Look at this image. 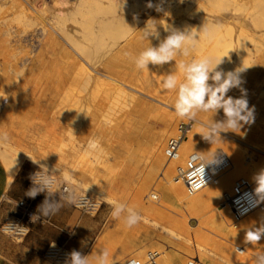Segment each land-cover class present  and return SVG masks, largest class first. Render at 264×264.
<instances>
[{"label":"rangeland","instance_id":"374dc122","mask_svg":"<svg viewBox=\"0 0 264 264\" xmlns=\"http://www.w3.org/2000/svg\"><path fill=\"white\" fill-rule=\"evenodd\" d=\"M152 1L151 3L154 6L159 5V7L162 8L163 10L161 9L160 11H157L156 7L153 8L147 7L149 0H139V1L130 0L128 2V5L126 4V10L124 11V14L127 13L126 25H128L132 29L128 27L127 32L125 31V33H123L125 36L128 34V32L132 34L130 35L132 37L143 35L149 21L153 19L155 16H159V20L161 19L164 20L165 18L168 24L175 25L176 15L172 11H170V8L171 9L175 8L179 0H172V1L152 0ZM216 1L217 0H209V2L207 3V1L203 2L202 0H196V1L194 0L193 1L194 4L190 3V5L191 6L195 5L196 7L203 6L207 11L209 10L216 12L222 8L218 2L216 3ZM46 2H44V0H4V1L0 0V36L2 35L1 39L5 40L4 44L6 43L2 49H3V53L7 51V48L8 51L12 50V52L7 51L6 52L7 54L6 53L3 54L2 50L0 52L1 53L0 84L2 82L4 83L5 88L7 89L5 91L7 92H10L8 91L9 88L12 90L11 92H15L16 90H19L18 94L15 97L16 101H13V103H11V97L10 96L6 97L5 93H4L5 95L1 96L0 125L2 126H0V132H4L8 134L9 143L0 146V165H2V167L8 171V169L11 167L14 161L15 160L17 161V159L21 157L23 159L22 164L24 163L30 164L34 172L42 171L39 165L34 164L32 162V159L30 158L26 159L28 154H32L33 158L40 159V165L45 164L49 168L50 175L56 177L59 183V190L56 191L57 193H59L60 191L61 184H65L67 186H70L71 184L79 185L78 191L80 195L88 196L92 199L91 201L94 202L96 206L94 210L90 212L84 211L78 204H73L74 208L77 210V213L81 214V216L83 217V222H82V226L79 225L78 228L75 229V232L72 236L74 238L73 241L67 242L65 244V246L69 249L70 252L75 249L80 251L83 255H91L92 253L95 254L99 250L107 249L110 254V260L112 261V264H122V263H117L116 259L112 257L113 255L118 253V251H121L124 248L123 244L117 240L116 235L121 231L122 228L124 229L126 228L122 219L119 220L114 219L111 216L112 209L109 202L116 201L120 203H125L129 207L134 208L136 211L140 213L143 219L142 222L137 225V227L139 228V233H144L143 237L145 240L152 239V241L150 242L152 243V245H149L147 248L140 247L139 249H137V251L133 253V255L137 257H143L144 252L147 251L148 249L157 250L159 253L160 264H174L171 256L167 252L161 251V248L163 247L161 243L178 246V248H176V251L180 250V244L182 243V242L180 243L179 239L176 236H171L169 233H167L164 230V226L168 222L169 217L171 216L175 217L177 215L176 217L179 218V217H183L182 213L184 214L186 213L187 215L183 214L185 216L184 219H181L179 222L183 223L187 220V222L190 225V231H189L190 236L194 235L195 238H197L196 241H198V238H200L196 234V226L198 225V223H200L201 221L208 223V220L214 215H219L221 219L223 218L221 213H219V211L216 209L218 206L216 204L215 206H213V208L199 215L196 221V218L195 219L192 218V217H196V215H194L191 211L186 210L187 208H185L184 204L177 202L176 200H170L169 198H166L167 201L172 202L171 205H169V207L172 210H174L175 208V210L174 211L171 210L172 211L171 212L170 210L165 209L166 206L157 203L158 202L157 199L156 200L151 199L149 196L150 192L154 190L158 194L164 193L165 191L164 181H163L164 179L163 177L165 176L164 174L169 170H173V173L175 175L176 167L178 165H183V163H185V159L191 152L208 153L210 151L216 154V158L225 157L226 159L224 167L222 168V170H220V173L222 175L219 184L215 188L217 189L221 185L220 188L221 191H223L227 187V183L226 184L224 183L222 185V178L228 179V177L231 174H234L233 181H236L237 179L242 177L238 173H242L248 170L249 168L252 169L250 171L252 172V174L253 173L257 174V171L255 169L256 167H258V165L256 164L257 158L260 159V163L262 162L261 163L263 164L262 167H264V151H263L264 145L260 144L261 143L260 140L256 141V139L255 140L251 139L250 138L251 133H248L246 131L244 132V130L245 129L247 130V128L250 127L252 123L244 125L238 131H228V133H230L231 135H227L222 132L221 133L222 135L220 134V136L225 135L226 138L225 139L220 138L219 141L214 144H211L205 141L204 139H202L201 135L199 133H196L199 131V129L191 126V129L187 133L186 138L182 141L180 145L178 157L167 161L166 156L164 154L166 141L170 136L177 133L178 125L183 121H187V119H180L179 117L175 119V116L173 117L169 115L168 110L165 108L166 106L164 104L152 98L150 93H146L148 95L145 94L139 95V97L142 98L144 102H146V105L142 106L140 111L134 112V114L118 109V112L116 113V116L118 118V127L114 130L111 129L109 126H105L104 129L100 130L102 144L99 147H97V149H90L87 146L88 144L85 138L86 136H88V134L92 135L94 133V129L98 124L97 122H99L101 118V113H98L95 107L89 106V103H87L88 102L87 98L90 97L85 96L84 89L80 88L77 91V93L71 95V92H69L71 91L69 89L71 88V86L68 80L69 77L66 76L67 74L65 75V77L62 78V80H59L57 83L55 82L56 85H53L55 83L52 82L51 80L50 83V81H48V79L50 78L48 76L49 73L48 64L46 65L44 64L45 66L44 65L40 66L41 64L39 65L38 64L39 62L37 61L40 55H44V57H48L49 55L45 47L43 48L44 46L43 41H45L44 38L46 36L50 35L52 36V38L54 37L53 40L55 42L52 41L54 42L52 44L54 45L55 56L63 57L65 54H63L62 52L63 51L62 48L66 44H68L67 42L70 41L72 43H76V45H79L81 42L86 43V41L88 40L87 34L89 32L91 33L93 32L92 31L93 27L97 31L96 32L94 30L96 32V35L100 34L97 35L96 38H98L99 36L100 40H102L103 37H105L104 36L105 30L101 29V26L97 27L95 22H91L92 19L90 20V22L88 21V18H86V16L87 15L90 16L92 14V11L91 10L87 11L86 10L87 8L86 9L82 8V11H79L78 8H76L75 10L69 8L68 5H65L64 1L61 2L62 7L57 6L59 3L53 4L51 2L53 5H50L49 4L50 2H47L46 5ZM65 2L68 1L65 0ZM213 3L215 4V6L218 5L216 8H214V10L213 7L215 6ZM254 5L258 10L257 9L253 10L251 5L245 6L246 8L243 7L245 8L244 14H246L245 13L246 9L249 12L248 13L246 11L248 13V18H247V25L245 28L248 30L253 28L251 23L248 22L256 18L257 16L255 15L259 14V16H262L260 17L261 20H264L263 19L264 9L262 10L261 9L262 7L258 8L259 6L257 4H252V6ZM49 6L52 7V10ZM133 6L134 7L136 6V8H134L135 10L133 9ZM131 7L133 10L131 9ZM247 7L250 8L248 9ZM33 8L35 9V11L36 9L37 11L39 10L38 15ZM84 9L87 11L86 13L85 11H83ZM130 9L132 11H129ZM195 9L196 8H194V6H192L191 9L187 7L188 11ZM40 11L43 12L41 13ZM109 11L111 12V9ZM258 11L260 13H257ZM39 12L41 15L39 14ZM56 12L57 15L55 17ZM32 13H34L36 16L34 14L32 15ZM58 13L59 14L61 13V16ZM170 13L173 14L170 15ZM252 15H254L255 17ZM49 16L50 17L54 16V18L53 17L50 18ZM150 16H153V18H149ZM33 18L36 20V22H34ZM91 18H93L92 15ZM141 20L143 21L141 22ZM159 22L160 21H157L156 25H154V34L156 33L158 34L161 30L160 29L161 22L160 23ZM208 23L209 22H207V24L204 23L205 25L203 26L202 24L201 25L199 24L200 26L189 25L188 27L186 26L187 29L185 27L183 30L190 29L191 32L196 31L197 35L198 34L201 35L202 28H208L211 26L210 23L209 25ZM149 26L151 27L153 26V24H149ZM211 27H210V31H211ZM42 28L46 30L45 34L42 33L44 32V30L43 31L41 30ZM99 29L103 30L102 33H100L101 30ZM190 31L188 34L191 33ZM214 31L215 30L212 29V32ZM93 34L95 33L93 32ZM123 34L117 35L116 36L117 39L115 38V40L116 41L120 39L123 40V38L125 37L123 36ZM148 36L149 38H155V37H151L150 35ZM118 37H120V39ZM72 38L74 39V42ZM8 43L10 44L13 43V44L7 46L9 45ZM20 45L22 47H19ZM13 48L15 49L13 50ZM8 53H10L9 57L7 56ZM125 53L128 54L127 51H124V53H121L119 56L122 58L125 56L124 58H126L128 55L126 56ZM2 54L4 58L2 57ZM263 54H264V50H263ZM204 55L210 57L207 53H205V51H202L199 53L195 52L191 54L189 57L182 56L180 57L179 61L188 62L193 58L204 57ZM258 58L259 56H255L253 58L254 59L253 62H255L256 59L258 60L257 62H259L260 59ZM77 60H79V57L77 58ZM221 60L222 63L218 66V68H226L228 64L227 59L221 58ZM250 60L249 62L247 61V67L245 68V71L251 70L252 68V66L250 65L251 64L250 62L252 61ZM103 61L102 63L105 62ZM12 62H14L13 64L15 65H13ZM29 66L31 69H29ZM100 67L101 66H99V68L96 69L100 70L101 69ZM20 69H22V71ZM42 69L44 70L43 74L45 76L43 77V79H41L42 80L41 83L40 82L41 80L38 79L40 76V75L38 76V74L40 72H43ZM19 70L22 73V74L19 73L20 76L18 74V72H20ZM15 71L18 72L16 73ZM26 73H29L30 76L27 77L29 74ZM46 74L48 76V79L46 77ZM32 80L34 82H32ZM4 81L8 84H5ZM46 81L47 83L45 85ZM209 82L212 81L210 80ZM249 86L251 88L253 87V85H249ZM19 93L21 94L23 93L22 96H20ZM241 95L242 94L233 96V98H239ZM4 96L9 99V103L3 102ZM246 96L249 103V107L250 108L254 107L255 109V104L257 103V100L261 99L260 97L262 98L264 97V90L259 93L256 91L255 93L254 91L253 93H246ZM19 104L21 107L19 106ZM6 106H9L7 107L8 109L6 108ZM16 108H17V112L14 113L15 112L14 110H16ZM7 110H9L10 113ZM259 113H260L259 115L254 116L255 121L254 124H252L253 126H256L255 130L258 129L261 130L260 127H257L256 125L257 123L264 127V106L261 109H259ZM3 114L5 115V117ZM222 119H224V114L222 110H220L218 113H212V112L198 113L197 116V121H199L201 126L207 125V123L210 121L216 122L217 120H222ZM194 123L195 121H191V125ZM262 130L264 131V128ZM121 131L124 132V136L123 138L120 139L119 132ZM44 133H46L47 135ZM42 135L47 137L44 144L37 142L38 140L40 141V137ZM58 137H60L61 140L63 141L61 145H59V143L57 144ZM82 141L86 144V146L85 145L82 146L83 144ZM257 144L259 145L258 147H253V145H257ZM40 146H43L46 152H43L42 150L43 148L40 150L41 148ZM59 153L62 154L60 155ZM76 158H79L78 162L80 164L79 163L75 164L73 159ZM71 161H73V163ZM83 161L86 164L83 163ZM77 164H79V166H77ZM87 164L90 165L91 169ZM55 165L57 166V168ZM74 166L77 167L75 168ZM115 166H117V168H114ZM90 171L92 174L90 173ZM90 174L91 175L95 174L94 175L95 178L94 177L92 178ZM150 174L152 175L151 180L147 181V176ZM244 178L246 177L244 176ZM97 184L99 185L101 184L100 186L98 185L99 188L95 187ZM104 185L106 186L104 187ZM186 190L188 191V189ZM221 191H217V192H221ZM221 201H222V194L217 198V203H221ZM14 206L16 210L15 212L10 213L8 215L7 217L8 220H12L20 215V211L16 207V202H14ZM179 211H181V213ZM174 213L177 214L173 215ZM230 213H231V209H230ZM180 214L181 216H179ZM232 215L233 213L231 214V217L234 216ZM235 220H236L235 217H233L232 220L231 219L228 220L230 221L229 222L230 226L233 225L234 223L239 222L238 220L236 221ZM180 226H182V224ZM210 227L211 226L209 225V227H207V229H205V231L202 232V235L207 236L206 234L208 231V235L210 237V234L212 233L211 238L214 240L213 243L211 244L212 246L211 245H206V246L209 247L210 251L212 252L215 250L214 252L217 253V255L213 252L214 256L216 255V257L218 258L219 256L218 254H220L221 252L223 254L224 253L223 251L226 250L225 255L223 254V256L226 258L227 264H231L230 262L233 263L232 259H235L234 262L236 263L238 261L239 264H244L247 257L248 259L252 258L251 255L249 257L250 253L248 252V251H252L249 249L250 246L252 249V245H250L246 241H245L246 243L244 242L245 243L244 244L240 240H236L234 238L228 237L225 233L223 234L222 232H220L219 230L213 227H211L212 228L211 230ZM184 231L185 230H182V232ZM221 233L223 235H221ZM5 234L8 235L10 238H12L14 241H22L24 239V238L13 237L8 233ZM125 237L126 238L129 237V235H126ZM216 237L218 239H216ZM81 238L82 241H80ZM226 238L228 240H226ZM229 238L233 239L234 241L231 239L229 240ZM262 239H264V237H262L261 240ZM220 240L221 242H219ZM223 240L226 241V244H228V248L227 246H225L226 244H224L225 242H223ZM237 241L239 244L236 243ZM241 242L243 243L245 248L249 245L248 246L249 248L247 247L249 250H246V253H243V256H241L240 253H238L235 250V246L242 245ZM51 245H56V243H51ZM230 245L233 246L232 249L234 250L231 251ZM184 249L187 250L186 248ZM196 251L193 248H191L190 251L188 250V253H185L187 259L190 257L189 256L190 254L191 256L198 255L205 264H220L221 262V260L217 259L216 257L214 258L212 257V259L209 258L211 257L212 254L209 257L208 256L205 257L203 256L202 252H199L198 250L196 253ZM246 254L248 255L245 256ZM41 257H42V262H44V264H55L52 261L45 259L43 256ZM236 257H237V261H236ZM215 258L219 260L218 261L219 263L215 261L216 260ZM252 260L255 263L254 257L252 258Z\"/></svg>","mask_w":264,"mask_h":264},{"label":"bare ground","instance_id":"6f19581e","mask_svg":"<svg viewBox=\"0 0 264 264\" xmlns=\"http://www.w3.org/2000/svg\"><path fill=\"white\" fill-rule=\"evenodd\" d=\"M46 1L44 0V2H46ZM50 1H47V2H50ZM62 1H64L65 5H68L69 8H71L73 10H75L76 8H78L79 11H82V8H85V9L87 8L86 9L87 11L91 10L92 14L91 13H89V14L92 15L94 20H93V18H91V15L90 16L87 15L88 17L86 16V18H88V21L90 22V20L92 19L93 21L91 20V22H95L97 27L101 26V29L105 30L104 31L105 34L103 33L105 37L102 36L103 37L102 40H100L99 36H98V38H96V36L100 35V34L96 35L97 31L93 27L92 31L95 34H93V32L91 33V32L88 31L89 32L87 34V39L88 40L87 41L85 40L86 43H82L81 42L79 45H76V43H72L70 41L67 42L68 44H66V45L64 44L65 45L64 47L62 46L63 47L62 48V50H63L62 52H63V54H65L63 57H56L55 56L54 45L52 44V43L55 42L53 40L54 37L52 38V36H50V35L46 36L44 38L45 41H43L44 42L43 48L45 47V49L48 51L49 55H48V57H44V55H40L39 58H38V61H37V62H39L38 63L39 65L41 64L40 66H42L44 64L45 65L48 64L49 73H50V75L48 73V76L50 77L49 79H48V76L46 74V77H47L48 81L51 80L52 82H54V83L56 82L57 83L59 80H62V78L65 77V75L67 74L66 76L69 77L68 80H69V84L71 86V88H69L71 90V91H69V92H71V95L74 94V93H77V91L80 88L84 89L85 96L86 97L87 96L90 97V98H87V100H88L87 103H89V106L90 107L91 106L95 107L97 109L96 111L98 113H101V118H100L99 122H97L98 124L96 125V128H95L96 131L94 129V133L92 135L88 134V136H86V138H85L87 140V144H89L90 141H95L98 144V147H99L102 144V139H101V136H100V130L104 129L105 126H109L111 129H114V130L118 127V118L116 116V113L118 112V109L126 111V112H129V113H132V114H134V112L140 111L142 106L146 105V102H144V100H142V98L139 97L140 94L148 95L146 93H150L152 98L156 99L157 101L161 102L162 104H164L166 106L165 108L168 110L169 115H171L173 117L175 116V119L178 118L176 116L173 108H172V105L174 104V101H175L176 94H175L174 91L163 90V88L161 86L162 85L161 82H162L164 76H166L168 74H176L179 79H182V75L179 73V68H178V63L180 62L179 59H180V57L183 56L180 53V51H178L177 57H176V59L174 61H172L170 63H167V64H164L162 66L149 64L147 69H144V70L141 71V70H138L136 68L135 63H134V58L142 50H144L147 47H158L159 43L162 40L166 39L167 35L170 34V29H172V28H176L179 31H185L189 25L190 26L191 25L194 26V25H199V24L201 25L202 24V26H203V25L207 24V22H209L210 25L212 26V27L210 26L211 27V31H210V27L207 26L209 28L207 36H202V34L201 35L198 34L199 36L198 35L196 36L197 45H196V48L194 50H192L191 54H193L195 52L199 53V52L205 51V53H207L214 60H217V59H220V58H226L227 62H228L227 67L226 68H218L217 67L216 70H218V71H223V72L227 73V72H230V71H235L236 69H243V71L240 72V78L242 80L241 87L240 88L231 89L227 93L228 96L233 97V96L242 94L241 89H243L246 93H253V91H254V93H255V91L259 93V92H262L264 90V54H263V50H264V20H261L260 17H262V16H259V14L255 15L258 18L256 17V18L252 19L250 22H248V23H251V25L253 27V28L248 30V29L245 28L246 25H247V18H248V13H249L247 11V9L245 10L246 14H244V9L246 8L245 6L251 5L253 10L257 9L255 7V5L252 6V4H257L259 6L258 8L262 7L261 9L263 10L264 9L263 8L264 7V0H217L216 3L218 2L219 5L222 8L220 9L221 11L218 10L216 12L209 11V10L207 11V10H205V8L203 6H197L196 7L195 5H192V6H194V8H196L195 10L188 11L187 7L189 9H191L192 6L190 5V3H193L194 0H179L177 2V6L175 8H172V9L170 8V11H172L176 15L175 16L176 17L175 25L174 24H168L164 17H163L164 20H162V19L159 20V16H155L154 18H153V16L149 17V18H153L150 21L148 20L149 24L156 25L157 21L161 22V23L159 22L160 23V27H161L160 28L161 29L160 32L158 34L156 33V34H151L150 35L151 37H155V38H149V36L144 37L143 35H138V36L132 37V36H130V35H132V34H130V32H128V34L126 36L123 34V33H125V31L127 32L128 27H129L128 25H126L127 13L124 14V11L126 10V4L128 5V2L130 0H70V1L67 0L68 2H65V0H52L51 2L53 4H58L59 3L57 6H61V2ZM202 1L203 2L207 1V3L209 2V0H205V1L202 0ZM47 2H46V5H47ZM51 2L49 4L53 5ZM164 5H165V3H164ZM186 5H187V7H186ZM214 6H215V4H214ZM217 6L213 7V10ZM49 7L52 10V7L51 6H49ZM243 7H245V8H243ZM134 8H136V6L135 7L133 6V9ZM85 9L83 11H85V13H86L87 11ZM110 9H111V12L109 11ZM131 9H132V7H131ZM131 9L129 11L133 10V9L132 10ZM160 9H162V8H160ZM34 11H35V9H34ZM38 11H37V9L35 11V12H37V15H38ZM54 11H55V9H54ZM259 11L257 13H260ZM40 12L42 13L43 11H40ZM40 12H39V14H40ZM77 13H78V11H77ZM137 13H135V14H137ZM173 13H170V15L173 14ZM33 14L34 13H32V15ZM263 14H261V15H263ZM56 15H57V12L55 14V17H56ZM59 15L61 16V13ZM252 16H254V15H252ZM28 17H29V14H28ZM51 17L54 18V16H51ZM57 20H58V18H57ZM143 20H141V22ZM138 21H140V20H138ZM138 21H137V23H138ZM34 22H36L35 19H34ZM209 23H208V25H209ZM90 24H92V23H90ZM93 25H94V23H93ZM185 27H186V29L183 30ZM59 28H61V27H59ZM129 28H131V27H129ZM189 28H192V27H189ZM101 29H99V30H101ZM212 29L215 30V31L212 32ZM41 30L42 31L44 30V32H42V33L45 34L46 30L43 29V28ZM103 30H101L100 33H102ZM188 30L190 31V29H188ZM188 30H186V31H188ZM196 30H198V29H196ZM131 31H133V30H131ZM134 31H135V29H134ZM189 31L186 32V33H189ZM122 34H123V36H125L124 38L122 37L123 40H121L120 37H118L120 40L116 41L115 40V38L117 39L116 36L117 35H122ZM156 35H158V36H156ZM1 36H0V52L2 50V53H3V49L2 48L5 46L6 43L4 44L5 40L1 39ZM2 38H4V37H2ZM52 41H54V42H52ZM73 42H74V39H73ZM8 44L9 45H7V46H10L13 43L12 44L8 43ZM19 47H22V46L20 45ZM14 49L15 48H13V50ZM7 51H8V48H7ZM10 51L12 52V50H9L8 52H10ZM124 51L128 52V54L125 53L126 56L128 55L126 58H124L125 56L123 58L119 56L121 53H124ZM6 52H4V53H6ZM3 54H2V57H3ZM9 54L10 53H8V55H7L8 57H9ZM0 56H1V53H0ZM255 56H259V58H258V59H260L259 62H257L258 61L257 59L255 61L256 63L253 62L254 61L253 58ZM8 57H6V58H8ZM30 57H31V55H30ZM78 57H79V60H77ZM250 59H252V60H250ZM249 60L253 62V63L250 62L251 63L250 65L252 66V68H251V70L245 71V68L247 67V61L249 62ZM2 61H3V59H2ZM16 61H18V60H16ZM30 61H31V59H30ZM102 61L104 63H102ZM13 63L14 62H12V64ZM13 65H15V64H13ZM99 66H101L100 67L101 69L100 70L96 69V68H99ZM29 69H31L30 66H29ZM20 70L22 71V69H20ZM45 70H47V69H45ZM3 71H5V70H3ZM21 71L20 72L15 71V72L16 73L18 72V74H19V73H21ZM23 71H26V70H23ZM40 71H37V72H40ZM42 71L43 72H40L38 74V76L40 75L39 78H38L39 80L43 79V77L45 76L43 74L44 73L43 69H42ZM26 74H29V73H26ZM19 76H20V74H19ZM29 76H30V74L27 77H29ZM21 77H22V75H21ZM51 81H50V83H51ZM32 82H34V81L32 80ZM40 82L42 83V80ZM46 83H47V81L45 82V85H46ZM56 83L53 84V85H56ZM209 83L211 84L212 82H209ZM5 84H8V83L5 82ZM16 84H17V82H16ZM249 85H253V87L251 88ZM51 87H52V84H51ZM5 90H7V89L5 88L4 83L2 82L0 84V104H1V96L5 95V94H6V97L7 96L11 97V103H13V101H16L15 97L18 94L19 90H16L15 92H11L12 90L10 88L8 90L10 92H7ZM19 94H20V96H22L23 93L22 94L19 93ZM150 94H149V96H150ZM4 97H3V102L4 103H9V99L6 98V97L4 98ZM260 98L261 99L256 98L258 100H257V103L255 104L254 116L259 115L260 114L259 113V109H261L264 106V101H263L264 97L263 98L260 97ZM17 102H19V101H17ZM19 106H20V104H19ZM7 107H9V106H6V108ZM0 108H1V105H0ZM9 110H7V111L9 112ZM14 111H15L14 113H16L17 112V108ZM4 117H5V115H4ZM254 121H255V119H254ZM252 124H254V122H252ZM251 125H250V127L247 128V130L245 129L244 132L246 131L248 133H251V135H250L251 139H253V140L256 139V141L260 140L261 143L260 142L259 143L261 145H264V131L262 130L264 127L257 123L256 124L257 127H260L261 130H259V129L255 130L256 126H253V125L251 126ZM0 126H2V125H0ZM192 126H193V124H192ZM223 133H225L227 135H231L228 132H223ZM44 134H46V133H44ZM119 134H120L119 135L120 139L123 138L124 132L121 131V132H119ZM46 138H47L46 136L42 135L40 137V141L38 140L37 142H40V143L44 144ZM220 138H224L225 139L226 136L223 135V136H220ZM83 145L86 146V144L84 142H83L82 146ZM258 146H259L258 144L257 145H253V147H258ZM40 147H41L40 148V150H41L43 148V146H40ZM42 150H43V152H46L44 150V148ZM82 153H84V152H82ZM193 153H195V152H191L187 156V158L185 159V163H186L188 157L190 155H192ZM84 154H86V153H84ZM178 155H179V153H178ZM66 156H68V155H66ZM66 156H64V157H66ZM31 157H33V155L32 154H28L26 159H28V158L31 159ZM69 160H70V158H69ZM73 161L75 162V164L79 163L78 162L79 158L73 159ZM73 161H71V162L73 163ZM22 162H23V159L21 157H19L17 159V161L15 160L14 163L11 165V167L8 169L9 181H11V179L14 176H16V173L18 174V170H20ZM216 162L218 164L219 169L222 170V168L224 167V164L226 162V159H225V157L216 158ZM83 163H85V162L83 161ZM185 163H183V164H185ZM261 163H260V159L257 158L256 159V164L258 165V167L255 166L257 174L253 173L254 174L253 175L252 172H250L252 170L250 168L248 170H246V171H244L242 173H238V174L241 175L242 177L245 176L246 178H249V179H251L253 181V180H255V177L264 168V167H262L263 164H261ZM79 164H77V166H79ZM48 166H50V165H48ZM85 166H84V168H85ZM88 166L90 168V165H88ZM56 168H57V166H56ZM114 168H117V166H115ZM73 171H75V170H73ZM81 171H83V170H81ZM90 173H91V171H90ZM94 175L95 174L91 175L92 178L93 177L95 178ZM164 175L165 176L163 177L164 178L163 181H164L165 191H164V193H159L158 194V196H157V201L158 202L157 203H160L161 205L166 206L165 209L166 210L168 209V210L171 211L172 209L169 207V205H171L172 202L166 200V198H169L170 200H176L177 202H180V203L184 204L185 208H187L186 210L190 211L189 202H190V199H191L190 198L191 195H190L189 191L186 190L187 188L184 185V183L182 182V180L181 179H177L175 177V175L173 173V170L167 171ZM151 176H152L151 174L147 176V181L151 180ZM233 176H234V174H231L228 177L227 180H230V178L233 177ZM98 183H100V182H98ZM233 183H234V181H231L230 183H227V187L224 190H226V189L231 190L232 189L231 186H232ZM98 185L99 184H97L95 187H98ZM106 185H104V187ZM97 191H99V190H97ZM223 191L217 192L216 193V197L218 198L222 194ZM83 196L84 195H82V197ZM216 204L218 205L220 203H216ZM157 206H158V204H157ZM174 210H175V208H174ZM174 210H172V211H174ZM181 211H179V212L181 213ZM188 211H186V212H188ZM218 211H219V213H221L222 218L227 223L230 222L228 220H230V219L232 220V218L234 217L233 215H232L233 217H231L232 211L230 213V208H229V205H227V204L224 205L223 208H221ZM258 213H263V212H254V213H252V214H250L248 216H253V215H256ZM175 214H177V213H174L173 215H175ZM183 214L184 213H182L183 217H179V218L176 217L177 215L175 217L174 216L169 217L168 222L164 226V230L167 233H169L171 236H176L179 239L180 243L181 242L183 243V245H182V243L180 244V250L184 251V248H186L187 252H185V253H188V250L190 251V249L193 248L195 251L199 250V252H202L203 256H205V257H207V256L209 257L211 254H212L211 257H209V258L212 259V257L213 258L216 257L217 253L214 252L215 250L213 251L216 254L214 256V253L212 251H210L209 247L206 246V245H211L213 243V241H214L211 238V234L212 233L210 234V237L208 235V231H207V234H206L207 236H203L202 235V232L205 231V229H207V227H209V224L207 222H204V221H201L200 223H198V225L196 226V234L200 238H198V241H196L197 238H195L194 235L190 236V232H189L190 231V225L187 222V220L185 222H183V223L179 222L181 219H184V217H185L184 215L186 213L184 215ZM179 216H181V214ZM181 224H182V226H180ZM231 226H232V231L234 233H241L242 231H244V228H243V226H242L240 221L237 222V223H234ZM182 230H185V231L182 232ZM211 230H212V228H211ZM215 232H216V230H215ZM223 234L221 233V235H223ZM216 235H218V234H216ZM18 238H21V237L19 236ZM216 239H218V238L216 237ZM230 239L231 238H229V240ZM226 240H228V239L226 238ZM231 240H233V239H231ZM186 241L187 242L189 241L188 242L189 244ZM219 242H221V240ZM223 242H225L224 244H226V241L223 240ZM229 242H231V241H229ZM244 242L245 241H243V243ZM231 243H233V242H231ZM236 243H238V241ZM243 243H242V245H243ZM225 246H227V248H228V244H226ZM220 247H222V246H220ZM232 247L233 246H231V251L234 250V249H232ZM248 248L246 250H249V249L252 250V251H248L250 253L249 257L251 255L252 258L253 257L255 258L256 255L259 252L262 251V248L258 244L255 245V246L252 245V249H251V246H250L249 249ZM180 250H178V251H180ZM246 250L243 253H246ZM197 251H196V253H197ZM225 251H223L224 255H225ZM227 251H230V250H227ZM243 253L242 254L240 253V255L243 256ZM220 254H222V252ZM220 254H218L219 255L218 258L216 257L217 259L221 260L220 264H227L226 258L223 256V254L222 255H220ZM247 255L248 254H246L245 256H247ZM189 256L192 257L190 254H189ZM252 258L248 259V257H247V259L244 262V264H255L254 261L252 260ZM215 259H213V260H215ZM217 259L215 261L218 262L219 260H217ZM234 260L235 259H232L233 263L232 262H230V263L231 264H239L238 261H237V257H236L237 263L234 262ZM242 261H243V259H242ZM186 262L187 261H185V263Z\"/></svg>","mask_w":264,"mask_h":264},{"label":"clouds","instance_id":"9594fccd","mask_svg":"<svg viewBox=\"0 0 264 264\" xmlns=\"http://www.w3.org/2000/svg\"><path fill=\"white\" fill-rule=\"evenodd\" d=\"M147 7H156L160 11L159 6H154L149 0ZM202 36L208 35V29L202 28ZM154 34V25L149 26L143 34L144 37ZM196 31L190 34L179 31L176 28L170 29V34L166 39L159 43L158 47H147L142 50L135 58L134 63L138 70L148 68L149 64L164 65L174 61L178 51L184 56L189 57L192 50L196 48L197 41ZM222 63L221 58L214 60L212 57L204 56L193 58L188 62L180 61L178 63L179 73L182 79L176 74H168L162 80L163 90L174 91L175 101L172 108L177 117L195 121L194 128L199 129L198 132L205 141L214 144L219 141L220 134L228 131H238L244 125L254 122V107H249L246 92L241 89L242 95L239 98L228 96L227 93L233 88H240L242 80L240 72L243 69L235 71L223 72L216 70ZM213 83H209V81ZM223 111L224 119L216 122H208L207 125L201 126L197 121L198 113H218ZM9 143L7 133L0 132V146ZM90 149H96L98 144L90 141L88 144ZM200 167L203 169L206 165L215 162L216 154L214 152L199 153ZM32 162L40 166L42 171H37L31 175L32 187L26 192L30 198H35L40 193H47L43 203L39 205L38 212L44 217L56 215L63 205L52 199L53 194L59 190V183L55 176L49 174V168L46 165H40V159L31 157ZM256 188L254 195L256 202L264 201V170L256 177ZM79 185H70L64 187L63 199L70 204H79L84 199L78 191ZM111 206V216L114 219H122L126 228L132 229L142 222L143 217L134 208L129 207L125 203L116 201L109 202ZM40 219L39 215L32 216V222ZM264 237V226L255 229H249L245 234V241L253 246L257 245L261 238ZM239 252L238 249H236ZM66 264H112L110 254L107 249L99 250L95 254L83 255L78 250H72L66 254ZM130 264H139L137 260L130 261ZM255 264H264V250L259 252L255 257Z\"/></svg>","mask_w":264,"mask_h":264},{"label":"crops","instance_id":"0c3cea01","mask_svg":"<svg viewBox=\"0 0 264 264\" xmlns=\"http://www.w3.org/2000/svg\"><path fill=\"white\" fill-rule=\"evenodd\" d=\"M61 145L63 141L58 137L57 144ZM34 172L30 164L24 163L21 165L18 174L9 181L8 171L0 165V264H44L42 262L43 251L51 244H63L73 241V234L75 229L79 225L82 226L83 217L77 213L73 204L68 203L63 196L55 192L52 196L56 202L61 203L63 207L54 216L44 217L38 212V207L43 203V200L47 196V193H40L34 199L26 195V192L32 187L31 175ZM234 176L227 180L222 178V185L233 181ZM218 185H211L207 188L191 195L189 202L190 211L196 215V218L205 211L211 209L216 205L217 191H221V185L219 190L215 189ZM28 201L30 202L32 210L40 216V219L36 222H31L29 225V232L22 241H14L8 235H6L2 229V223L7 219L10 213L15 212L14 202ZM214 204V205H213ZM220 204L217 206V210L221 208ZM219 208V209H218ZM223 208V207H222ZM219 215L212 216L208 223L211 227L225 233L228 237L236 240L245 241V234L249 229L259 228L264 226V211L253 216H246L240 220L244 231L241 233H234L232 226L224 219L219 218ZM229 224V225H228ZM231 229V230H230ZM144 233H139L137 226L132 229L122 228L116 235L117 240L123 244L124 248L118 251L112 257L116 259L117 263L124 264L127 259L134 257L133 253L140 247L147 248L151 240L144 239ZM129 235V237H125ZM82 241V238L80 239ZM150 243V244H148ZM163 247L161 251L167 252L174 264H185L187 256L184 251H176L178 246L161 243ZM258 245L264 250V239L258 242ZM196 257L204 263L201 258ZM205 264V263H204Z\"/></svg>","mask_w":264,"mask_h":264},{"label":"built area","instance_id":"2783aa9c","mask_svg":"<svg viewBox=\"0 0 264 264\" xmlns=\"http://www.w3.org/2000/svg\"><path fill=\"white\" fill-rule=\"evenodd\" d=\"M191 126L190 120L181 122L178 125L177 133L168 138L164 151L167 161L178 156L180 145L186 138ZM175 172V177L182 180L190 195L209 185H218L222 175L216 160L205 166L203 174V169L200 167V158L196 153L190 155L185 164L178 165ZM64 187H67V185H60L59 193L62 196L65 195L63 193ZM231 187V190L226 189L222 192V201L220 205L221 207L226 204L229 205L236 220L240 221L254 212L264 211V201L259 203L256 202L257 198L254 195V189L256 188L255 181L241 177L234 181ZM149 196L151 199L156 200L158 193L152 190ZM91 200L90 197L84 196V199L81 200L78 205H80L84 211L90 212L94 210L96 206ZM16 207L19 209L20 215L12 220L6 219L2 223L1 229L3 232L8 233L13 237L18 238L20 236L21 238H24L29 232V225L32 222V216L37 214L32 210L30 202L28 201H17ZM236 249L239 250L238 253H243L246 250L244 245H237L235 246V250ZM68 253H70V251L65 245L50 244L43 251L42 255L45 259L52 261L55 264H66V254ZM132 260H137L139 264H160L158 251L152 249L145 251L143 257L134 256L127 259L124 264H130V261ZM185 264L203 263L196 257V255H194L189 257Z\"/></svg>","mask_w":264,"mask_h":264}]
</instances>
